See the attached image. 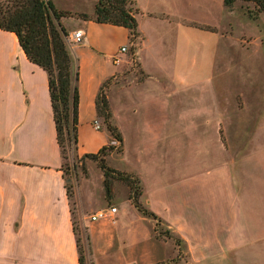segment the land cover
I'll list each match as a JSON object with an SVG mask.
<instances>
[{
    "label": "crops",
    "instance_id": "obj_1",
    "mask_svg": "<svg viewBox=\"0 0 264 264\" xmlns=\"http://www.w3.org/2000/svg\"><path fill=\"white\" fill-rule=\"evenodd\" d=\"M52 2L73 14L61 18L68 33H84L81 42H67L78 71L73 157L96 155L114 140L96 111L106 82L123 140L117 161L108 158L117 171L138 177L139 203L182 244L156 236V222L132 204L129 187L110 198L111 213L95 163L86 162L88 178L68 195L47 73L27 58L14 32L0 29V264H79L74 222L88 237L92 264L258 260L264 191L254 199L246 189L230 145L228 124L240 109L236 95L243 96L219 75L224 1L134 0L137 72L126 56L112 61L121 46L131 47L127 27L77 15H92L97 0ZM101 210L108 218L91 221Z\"/></svg>",
    "mask_w": 264,
    "mask_h": 264
},
{
    "label": "trees",
    "instance_id": "obj_2",
    "mask_svg": "<svg viewBox=\"0 0 264 264\" xmlns=\"http://www.w3.org/2000/svg\"><path fill=\"white\" fill-rule=\"evenodd\" d=\"M223 1L227 8H230L236 1L252 3L254 7L253 11L250 12L252 17L264 12V0ZM133 5L134 0H97L92 15L86 13L77 15L84 19L92 18L96 22L127 27L130 34L136 36L138 32L135 14L138 9ZM69 15L73 14L56 9L52 0H0V29L14 32L27 58L42 67L47 73L56 139L63 160L66 148L72 146L74 149L77 145L78 125V71L75 60L68 49L66 39L68 32L61 23V18ZM198 26L207 30H214L207 25ZM104 87H106V82L102 85L96 98V111L118 145L116 147L110 144L98 154L85 155L81 159L96 160L104 152H111L118 148L120 152L122 151V135L112 120V113L103 92ZM100 168L104 175L103 183L106 196L111 194L109 177L116 174L129 187L132 204L144 216L156 222V236L170 237L174 240L175 245L180 248L182 241L169 235L167 230H163L162 221L139 203L138 198L142 194V187L138 177L109 169L102 162H100ZM135 183L138 184L136 190ZM66 187L67 193L71 197V192L67 185ZM74 233L78 246L79 264H92L87 259L89 252L85 251L80 244L75 223ZM86 238L88 240V237ZM178 262L179 258L177 257L157 264H177Z\"/></svg>",
    "mask_w": 264,
    "mask_h": 264
},
{
    "label": "rangeland",
    "instance_id": "obj_3",
    "mask_svg": "<svg viewBox=\"0 0 264 264\" xmlns=\"http://www.w3.org/2000/svg\"><path fill=\"white\" fill-rule=\"evenodd\" d=\"M133 6H135V2ZM253 9L252 3L243 1H236L228 8L229 14L224 19L222 30L226 37L223 39L221 46L224 51L221 54L219 75L224 77L225 83H223L227 89L232 93L234 91L240 92L243 96L242 99L239 94L236 95L237 98L235 99H237L238 108L240 109H233L228 124V133L233 156L235 160L240 159L239 169L242 181L246 189L253 193L254 199H259V195L256 194L257 191H260V189L264 191V12L252 17L250 12ZM138 41V38L133 39V45L127 52V60H129L132 52H136ZM137 62V59H135V64H131L129 61L127 63L137 72ZM235 99L233 98V101ZM110 154H113L117 161L120 154L119 148L111 152H104L96 160L74 158L73 147L66 148L63 171L68 180L67 186L71 192V197L73 196V188L88 178L89 173L87 172L86 162L96 164L97 169L95 172L102 173L103 181L104 175L100 168V162L107 168L116 170L112 166V160L108 158ZM109 183L111 194L106 196L104 183L102 182L108 207L111 204L110 198L117 191L122 187L128 188L127 184L120 180L116 174L109 177ZM134 187L136 190L138 184L135 183ZM128 190L130 195V189L128 188ZM92 192L96 194V189L93 188ZM252 216L254 217V214ZM261 221L264 226V214ZM75 225L80 244L84 250H87V236L79 228L77 222ZM163 230L166 229L163 228ZM260 246H263V250L261 247L259 251L257 250L259 259L250 264H264V242ZM256 247L252 248L254 253H256Z\"/></svg>",
    "mask_w": 264,
    "mask_h": 264
},
{
    "label": "built area",
    "instance_id": "obj_4",
    "mask_svg": "<svg viewBox=\"0 0 264 264\" xmlns=\"http://www.w3.org/2000/svg\"><path fill=\"white\" fill-rule=\"evenodd\" d=\"M83 35H84V33H83L82 30H75L73 32L68 33L66 39H67V42H70V43H79V42L82 41ZM135 38H137V35L136 36H132L131 35V37H130V46L133 45V39H135ZM128 51L129 50H128L127 45L121 46L119 48V50L115 54L112 55V61H113V63L114 64H120V63H122L124 61V57L127 56V52ZM135 59H137V58H136L135 51H134L130 55V58H129V60H127V62L129 61L132 64V63H134ZM95 127L99 128V125L96 123L95 124ZM112 145L113 146H116L117 145L116 140H113L112 141ZM115 211H116V208H114V207H111L110 208V212L111 213H114ZM106 218H108L107 211L101 210V211L95 213L94 215H92L91 218H90V220L91 221H96V220L106 219Z\"/></svg>",
    "mask_w": 264,
    "mask_h": 264
}]
</instances>
